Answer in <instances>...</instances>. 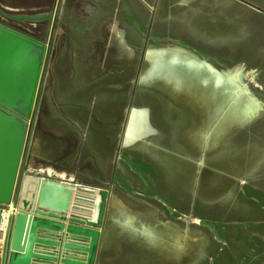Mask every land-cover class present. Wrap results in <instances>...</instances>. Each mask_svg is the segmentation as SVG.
Returning <instances> with one entry per match:
<instances>
[{"label": "rangeland", "instance_id": "rangeland-1", "mask_svg": "<svg viewBox=\"0 0 264 264\" xmlns=\"http://www.w3.org/2000/svg\"><path fill=\"white\" fill-rule=\"evenodd\" d=\"M62 1L0 0L2 12L10 16L53 15L46 22L25 23L0 16L11 28L48 45L29 137L31 153L39 134L44 144L36 154L55 159L69 177L99 172L93 186L107 191L103 225L119 264H264V12L260 0H252V14L247 11L248 23H254L253 38H246V43L245 38L232 39L236 44L210 62L219 70L244 65L241 83L263 107L254 120L235 126L223 144L209 153L192 143L193 133L206 124V108L160 82L140 84L150 50L182 46L164 38L165 28L151 24L156 1L136 0L144 27L138 28V35L128 36L133 43L111 47L108 44L119 39L102 40L99 32L64 33ZM107 70L120 71L124 78L117 74L104 78L101 73ZM83 72L100 73L92 81L98 92L79 90L77 85L72 92L78 96L55 92L57 73ZM127 74L130 93H126ZM83 98L89 99L90 109L82 105ZM129 105L147 108L152 128L144 139L125 144L120 135ZM115 198L122 202L116 213L120 219L132 213L138 226L168 221L195 239V249L180 257L155 255L145 240L123 232L113 221Z\"/></svg>", "mask_w": 264, "mask_h": 264}, {"label": "crops", "instance_id": "crops-1", "mask_svg": "<svg viewBox=\"0 0 264 264\" xmlns=\"http://www.w3.org/2000/svg\"><path fill=\"white\" fill-rule=\"evenodd\" d=\"M155 1L156 13L150 21L153 27L165 28L166 35L164 38L179 42L182 46L192 50L205 60L207 59L211 62L218 61L219 56L225 52L224 48L236 44L232 39L245 38L244 43H246V38H253L254 36V23L251 20L249 21L250 25L247 19V11L249 10L252 14V0ZM260 6H262L264 12V0H260ZM60 12L62 31L64 33L76 35L80 32H92L93 34L99 32L97 34H99L102 40V37H104V40L106 38L119 39V41L110 42L108 44L110 47L116 45L127 46V44L133 43L131 40H128V36L138 35V28L142 29L144 27L141 25V16L139 14L137 16L136 0H63ZM128 30H132V33H128ZM249 30H251L250 35L248 34ZM239 31L242 32L241 35ZM174 32L177 34H174ZM101 74L104 75V78H112L116 74L118 75L117 77L124 78V75L120 71H111L110 73L107 70L106 72L102 71ZM128 75H125L126 93H130ZM99 76L100 73L99 75L98 73L90 75L83 72L77 74V76L68 73H57L55 75V92L60 93L59 95L61 96H64V94L78 96L72 92L74 91L72 90L74 85L79 86L77 88L79 90H96L97 83L95 84L92 81L95 82ZM73 81L79 83H73ZM86 94H92V92ZM88 101V98H83L82 102L86 103L85 107L88 106ZM75 103L77 102L75 101ZM130 107L131 113L133 110V107L129 105L124 120L125 127L122 129L120 135L121 142H125L126 139L125 136L131 117L130 114L129 119H127ZM72 108L67 113L74 111ZM87 108L90 109V107ZM36 138L38 139V144L34 145V153H31V149L28 151V157L22 163L19 171V181L14 198V203L18 205L19 210L30 212L36 208L42 190L41 184L47 178H54L63 182L71 181L82 188L83 186L94 190L101 188L93 186L98 183L99 172L93 173L92 170H89L84 171V174H81V176L69 177L70 174H67V171L58 168V162L55 159L48 158L44 160L41 155L36 154L43 149L44 144V139L39 134ZM27 182L32 183V190L28 188ZM77 203L81 205L80 201H77ZM69 215L76 217L83 216L81 210L75 207L69 212ZM93 217L97 218L96 213H94ZM100 225L104 226L103 224ZM108 237L102 238L100 241L95 264H119V260L114 255L115 252L109 246ZM70 255L85 258L82 255L74 253H70Z\"/></svg>", "mask_w": 264, "mask_h": 264}, {"label": "water", "instance_id": "water-1", "mask_svg": "<svg viewBox=\"0 0 264 264\" xmlns=\"http://www.w3.org/2000/svg\"><path fill=\"white\" fill-rule=\"evenodd\" d=\"M47 47L0 22V233L1 209L13 207L16 211L11 215L5 244L0 243V264H95L101 239L110 235L100 225L103 201L98 221L69 215L74 207L81 209L72 204L73 190L65 199L56 200L52 208L39 203L40 195L30 212L19 210L14 203L27 148V121L37 111ZM130 114L131 107L127 119ZM44 186L45 180L41 188Z\"/></svg>", "mask_w": 264, "mask_h": 264}, {"label": "bare ground", "instance_id": "bare-ground-1", "mask_svg": "<svg viewBox=\"0 0 264 264\" xmlns=\"http://www.w3.org/2000/svg\"><path fill=\"white\" fill-rule=\"evenodd\" d=\"M0 12H2L1 8ZM7 16L6 18L9 20L21 23L33 20L46 22L53 17L50 13ZM147 57V66L140 78L142 86L160 82V84L168 86L174 91L177 90L184 96L192 98L195 103L206 107L208 114L205 118L206 124L193 133L192 137V143L199 149L203 148L206 153H209L214 147H220L235 126L255 118L263 107L262 102L253 95L252 91L241 83L244 65H238L229 70H219L207 59L205 60L192 50L179 45L153 48L148 52ZM85 104V102L82 103L83 106ZM151 128L149 110L134 107L129 119L125 143L129 144V142L144 139L145 133L151 131ZM34 140V145L38 144L36 137ZM45 183L46 186L41 190L39 199V203L44 207H54L56 200L61 197L65 199L68 191L74 190L75 194H79L81 197L95 200V202L84 201V205L91 211L83 212L90 218H94L95 212H101L103 197L91 191L76 188L68 181L47 178ZM27 186L32 190L31 182H27ZM113 201L114 210L111 214L113 221L119 225L123 232L145 240L155 255L180 257V255L195 249V239L178 230L168 221L159 220L154 224L141 223L138 226L137 216L132 213L126 214L124 219H120L116 213L122 209V202L117 198ZM7 215L6 211L5 218ZM5 223L6 220L3 231H5Z\"/></svg>", "mask_w": 264, "mask_h": 264}, {"label": "built area", "instance_id": "built-area-1", "mask_svg": "<svg viewBox=\"0 0 264 264\" xmlns=\"http://www.w3.org/2000/svg\"><path fill=\"white\" fill-rule=\"evenodd\" d=\"M12 29V28H11ZM15 30V29H14ZM16 30H18V29H16ZM18 31H21V30H18ZM22 32V31H21ZM24 33V32H23ZM25 34H27V33H25ZM28 35V34H27ZM30 36V35H29ZM33 118H34V115H33V117H31L27 122H28V124H29V130H28V134H27V138H26V140H27V148H26V153H25V158H24V160H26L27 159V155H28V150H29V137H30V134H31V130H32V123H33ZM24 162V161H23ZM70 183H72L74 186H76V188H80V189H85V190H88V191H91V192H93L94 194H97V195H99L100 197H103V199L101 200V202L103 201L104 202V198L106 197V190L104 189V188H99V189H91V188H89V187H85V186H83V188L81 187V186H78V185H76V184H74V182H71L70 181ZM78 192V191H77ZM73 193H74V197H73V199H72V204H76V202L78 201H80L81 202V205L79 204V206L81 207V209H79V210H81V213L83 212V211H87V212H89V211H91V209L89 208V207H87L86 205H84V201H90V202H95V200L93 199V198H87V197H81L80 195H78V194H75V192H74V190H73ZM76 196V197H75ZM79 197V198H78ZM81 198V199H80ZM78 204V203H77ZM2 210V228H1V233H0V236L2 237L1 239H0V243L3 245V244H5V241H6V239H7V232H8V228H9V225H10V222H11V215L14 213V212H16L15 211V209L13 208V207H11V209H7V208H4V209H1ZM6 211L8 212V215H7V217L5 218V213H6ZM96 213V217L97 218H90L86 213H82L83 214V218L84 217H87V218H89V219H91V220H93V221H98V219H99V211L98 212H95ZM5 220H6V226H5V231H3V226H4V222H5Z\"/></svg>", "mask_w": 264, "mask_h": 264}, {"label": "flooded vegetation", "instance_id": "flooded-vegetation-1", "mask_svg": "<svg viewBox=\"0 0 264 264\" xmlns=\"http://www.w3.org/2000/svg\"><path fill=\"white\" fill-rule=\"evenodd\" d=\"M4 16V17H8L6 14L0 12V16ZM5 19V18H4ZM0 22H2L4 25H6L7 27L11 28L9 25H7L6 23H4L1 19H0ZM13 29V28H12Z\"/></svg>", "mask_w": 264, "mask_h": 264}]
</instances>
